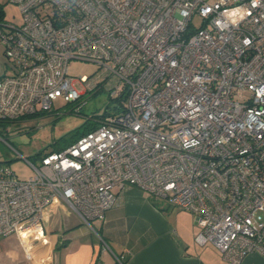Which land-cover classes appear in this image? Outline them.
I'll return each instance as SVG.
<instances>
[{
	"label": "built area",
	"instance_id": "2783aa9c",
	"mask_svg": "<svg viewBox=\"0 0 264 264\" xmlns=\"http://www.w3.org/2000/svg\"><path fill=\"white\" fill-rule=\"evenodd\" d=\"M9 1L23 21L0 25V120L59 98L80 113L72 60L96 65L79 82L118 107L25 159L26 178L0 165V236L39 238L54 202L93 229L131 186L190 212L225 264L264 255V0Z\"/></svg>",
	"mask_w": 264,
	"mask_h": 264
},
{
	"label": "crops",
	"instance_id": "0c3cea01",
	"mask_svg": "<svg viewBox=\"0 0 264 264\" xmlns=\"http://www.w3.org/2000/svg\"><path fill=\"white\" fill-rule=\"evenodd\" d=\"M7 70L0 46V76ZM194 218L131 186L93 229L54 202L43 214L39 238L0 236V264H121L120 257L122 264H225L212 245L195 241ZM242 264H264V255L247 254Z\"/></svg>",
	"mask_w": 264,
	"mask_h": 264
},
{
	"label": "rangeland",
	"instance_id": "374dc122",
	"mask_svg": "<svg viewBox=\"0 0 264 264\" xmlns=\"http://www.w3.org/2000/svg\"><path fill=\"white\" fill-rule=\"evenodd\" d=\"M0 3L4 9V23L20 25L23 18L18 7L9 0H0ZM194 20L196 24L200 23L199 18ZM96 70L95 64L80 60H72L68 65L73 85L82 90L80 100L85 101L79 114L70 112L75 103H65L59 98L49 111L0 123V165L9 167L18 178H26L32 174V168L26 160L39 164L38 154L61 148L70 140V134L87 120L116 111L118 105L110 100L104 85L86 91L79 82V76H90ZM7 73L10 74L11 70L8 69ZM255 217L264 219V213L257 212Z\"/></svg>",
	"mask_w": 264,
	"mask_h": 264
},
{
	"label": "trees",
	"instance_id": "16d2710c",
	"mask_svg": "<svg viewBox=\"0 0 264 264\" xmlns=\"http://www.w3.org/2000/svg\"><path fill=\"white\" fill-rule=\"evenodd\" d=\"M4 24V9H3V5L0 3V25ZM111 100V99H110ZM112 101V100H111ZM81 112V111H80ZM40 113V112H39ZM38 113L34 114L37 115ZM79 114V113H78ZM31 115V116H34ZM99 116H93L91 119L87 120L84 125H82L81 127H79L78 129H76L75 131H73L70 134V140L66 142V144H64L61 148L56 149V150H60L65 148L66 146L70 145L71 143L75 142L78 138H80L82 135L86 134L89 131H92L94 128L97 127L98 125V120H96V118H98ZM24 118V117H23ZM5 122H11V121H3L0 120V123H5ZM52 151V150H50ZM50 151H42V153L38 154L39 157L43 154V153H47Z\"/></svg>",
	"mask_w": 264,
	"mask_h": 264
}]
</instances>
